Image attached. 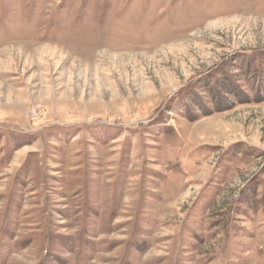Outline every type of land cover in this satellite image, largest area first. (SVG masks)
I'll return each instance as SVG.
<instances>
[{"label": "rangeland", "instance_id": "obj_1", "mask_svg": "<svg viewBox=\"0 0 264 264\" xmlns=\"http://www.w3.org/2000/svg\"><path fill=\"white\" fill-rule=\"evenodd\" d=\"M0 264H264V0H0Z\"/></svg>", "mask_w": 264, "mask_h": 264}]
</instances>
